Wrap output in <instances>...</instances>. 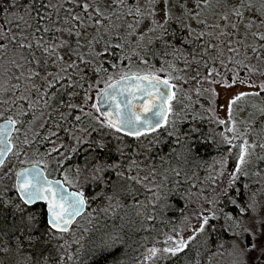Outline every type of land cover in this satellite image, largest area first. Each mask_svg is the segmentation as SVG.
Returning a JSON list of instances; mask_svg holds the SVG:
<instances>
[{
	"label": "snow or ice",
	"instance_id": "obj_1",
	"mask_svg": "<svg viewBox=\"0 0 264 264\" xmlns=\"http://www.w3.org/2000/svg\"><path fill=\"white\" fill-rule=\"evenodd\" d=\"M0 264H264V0H0Z\"/></svg>",
	"mask_w": 264,
	"mask_h": 264
},
{
	"label": "rangeland",
	"instance_id": "obj_2",
	"mask_svg": "<svg viewBox=\"0 0 264 264\" xmlns=\"http://www.w3.org/2000/svg\"><path fill=\"white\" fill-rule=\"evenodd\" d=\"M241 74H243V73H241ZM215 87H217V90L220 92L219 102L223 103L225 101V99L227 98L225 96L226 89H225V87L223 85H215ZM237 88H243V86L242 85H239V86L237 85V86L232 87L231 89H228V91L235 92L237 90ZM241 104H243V102H241ZM221 114L223 115V112H221ZM10 159H12V161L15 162L14 158L11 157ZM53 174H55V173H53ZM165 227H170V226H165Z\"/></svg>",
	"mask_w": 264,
	"mask_h": 264
},
{
	"label": "trees",
	"instance_id": "obj_3",
	"mask_svg": "<svg viewBox=\"0 0 264 264\" xmlns=\"http://www.w3.org/2000/svg\"><path fill=\"white\" fill-rule=\"evenodd\" d=\"M37 206H39V205H37ZM169 215H175V213H169ZM118 222V221H117ZM158 227H165V225H161V224H158L157 225ZM156 234L155 233H152V234H150V236H155ZM148 243H151V239L149 240V242ZM130 255H132L133 257H135V253H132V252H130L129 253Z\"/></svg>",
	"mask_w": 264,
	"mask_h": 264
},
{
	"label": "flooded vegetation",
	"instance_id": "obj_4",
	"mask_svg": "<svg viewBox=\"0 0 264 264\" xmlns=\"http://www.w3.org/2000/svg\"><path fill=\"white\" fill-rule=\"evenodd\" d=\"M239 86V85H238ZM222 115V114H221ZM41 151H43V148H41ZM11 158V157H10ZM229 166H231V161L229 162ZM55 175V174H54Z\"/></svg>",
	"mask_w": 264,
	"mask_h": 264
}]
</instances>
